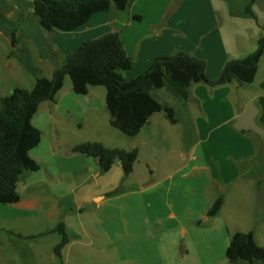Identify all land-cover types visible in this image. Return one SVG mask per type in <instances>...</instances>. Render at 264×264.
<instances>
[{
	"label": "crops",
	"instance_id": "obj_1",
	"mask_svg": "<svg viewBox=\"0 0 264 264\" xmlns=\"http://www.w3.org/2000/svg\"><path fill=\"white\" fill-rule=\"evenodd\" d=\"M177 1L180 3L176 5ZM241 1L242 8L247 1ZM263 1L258 0L253 7L259 24L262 20L256 6ZM33 9V0H0V98L12 94L17 87L33 89L38 78H53L54 72L85 42L109 33L119 34L125 53L133 60L132 69L124 74L126 81L145 73L157 58L178 52L204 60L207 77L216 79L229 61L254 53L255 44L262 35L260 32L256 35L255 25L249 23L251 19L233 16L227 0H135L125 11L112 9L94 14L76 31L60 33L56 30L49 42L48 34L33 22ZM16 27L18 45L12 47L11 33ZM68 80L65 79V84L71 81ZM92 95L105 99L106 89L91 87L87 96ZM252 103L258 110L256 122L264 129V55L255 81L250 85L240 86L233 82L217 87L206 84L191 87L190 99L180 101L182 115L193 116L189 129L192 139L186 133L189 139L186 144L184 136L172 129L181 124V113L178 115L174 107L176 125H172L163 113H157L137 136L144 131V141L148 144L146 138L155 141L162 135L160 133H167L165 140L179 145L175 151L178 157L167 163V169L149 162V182H155L153 187L160 186L172 177L167 174L168 170H176L187 182L202 180L201 193L207 206L200 217L208 221V210L223 197V208L214 218L227 226L231 237L248 231L241 226L248 219L249 188L264 193V141L253 132L234 128L237 117ZM259 157L262 162L257 161ZM159 171L162 177L157 176ZM135 172L136 167L127 181ZM29 174L18 184L21 200L12 205H0V264H61L54 254L61 237L52 232L61 222L70 237L63 250V264H102L105 254H113L117 245L116 233L110 224L112 219L105 222L100 210L103 205H109L110 200H118L125 191L109 196L113 187L92 189L89 202L83 196H75L73 205L62 204L63 199L71 198L74 190L56 192L52 187L56 179L53 175L40 179L29 177L28 181H23ZM91 176L99 178L101 175L93 173ZM149 182L143 180L142 183ZM194 193L198 191L194 189ZM87 204L93 205L95 210L83 211V205ZM170 217L176 218V215ZM263 218L257 221L262 222ZM98 224L101 227L98 228ZM196 224L204 225L200 220ZM95 238L99 239L101 248L94 246ZM10 244L17 258L8 252L9 258L5 261L6 247Z\"/></svg>",
	"mask_w": 264,
	"mask_h": 264
},
{
	"label": "rangeland",
	"instance_id": "obj_2",
	"mask_svg": "<svg viewBox=\"0 0 264 264\" xmlns=\"http://www.w3.org/2000/svg\"><path fill=\"white\" fill-rule=\"evenodd\" d=\"M229 3L237 10L242 9L241 0H231ZM256 10L261 16V25L253 19L249 23L255 25L256 35L259 32L264 35V1L257 4ZM23 17L31 19L29 16ZM257 42L255 45H258ZM4 49L7 50V46ZM96 89L105 90L104 87ZM152 94L161 104L176 108L178 115L181 113L180 100L166 89L155 90ZM179 117L180 126H173L172 129L184 136L186 144L189 140L187 134L192 139L189 129L193 116L181 113ZM109 121L103 96L77 95L72 82H66L55 102L42 103L33 118V125L42 132V141L31 156L42 168L26 176L23 181H28L29 177L40 179L53 175L56 179L52 181V187L56 192L74 190L70 196L72 201L75 196H83L89 202L92 198L89 191L92 189L123 188L119 194L125 193L118 200H110L109 205H103L100 210L105 222L112 219L110 224L116 233L114 240L117 245L113 254H105L109 262L104 259L102 264H230L226 255L231 241L227 226L220 223L219 218L204 221L200 217L207 206L201 193L202 180L187 182L176 174V170H168L167 174L172 177L160 186L153 187L155 182H149V162L167 169V163L178 157L175 151L179 145L172 140L166 141L167 133H160L162 135L155 141L146 138L150 142L146 144L144 131L139 137L131 138L111 127ZM86 142H101L107 147L125 150L139 149L136 172L127 181L128 177H125L121 163L117 161L110 172L103 174L96 159L72 151L76 145ZM257 161L262 162L263 159L259 157ZM93 173L101 176L93 177ZM162 174L159 171L157 176L162 177ZM143 180L149 183L144 185ZM194 189L198 191L197 194ZM246 204L248 219L241 229L247 232L254 230L257 244L264 248V218L262 222L257 221L259 217H264L263 191L249 188ZM94 210L91 204L83 205V211ZM172 214L176 218H171ZM199 220L204 225L198 226L196 223ZM99 227L101 225L98 224ZM97 240L94 239V246L101 248ZM6 248L7 257L4 260H8V252L16 259L12 245Z\"/></svg>",
	"mask_w": 264,
	"mask_h": 264
},
{
	"label": "trees",
	"instance_id": "obj_3",
	"mask_svg": "<svg viewBox=\"0 0 264 264\" xmlns=\"http://www.w3.org/2000/svg\"><path fill=\"white\" fill-rule=\"evenodd\" d=\"M33 1V22L48 34L50 42L56 30L76 31L85 26L94 14L110 12L112 9L125 11L135 0ZM227 2L233 16L258 21L253 9L258 0H247L241 10L235 6L233 8L229 3L231 0ZM179 3L177 1L176 5ZM17 32L18 27L11 33L12 47L18 45ZM257 44L256 51L246 58L229 61L216 79L207 77V63L204 60L186 52H178L157 58L145 73L126 81L124 74L132 69L133 60L125 53L118 33H109L85 42L54 72L53 78H38L33 89L17 87L12 94L0 98V205L18 203L21 200L18 192L21 178L41 170V164L32 158L31 152L40 145L42 132L32 121L42 103L55 102L67 77L77 95L87 96L91 87H104L110 126L135 138L157 113H163L172 125L178 123L175 109L161 104L152 94L155 90L166 89L178 100L186 102L190 99L191 87L196 84L217 87L233 82L240 86L254 83L264 55V35ZM72 151L96 159L103 174L110 172L114 164L120 161L125 177L134 172L139 159V150L136 148H110L101 142L81 143ZM122 190V187L115 189L109 196H116ZM61 203L72 204V200L65 198ZM223 205L224 198L219 197L208 210L207 216H218ZM52 232L61 237L54 254L63 264V250L70 242V237L62 222ZM226 255L230 264H264V248L257 244L253 231L234 234Z\"/></svg>",
	"mask_w": 264,
	"mask_h": 264
},
{
	"label": "water",
	"instance_id": "obj_4",
	"mask_svg": "<svg viewBox=\"0 0 264 264\" xmlns=\"http://www.w3.org/2000/svg\"><path fill=\"white\" fill-rule=\"evenodd\" d=\"M258 110L255 105L250 104L244 113H242L239 117H237L236 122L234 124V128L237 131H250L257 134L262 141H264V129L261 128L256 122Z\"/></svg>",
	"mask_w": 264,
	"mask_h": 264
}]
</instances>
